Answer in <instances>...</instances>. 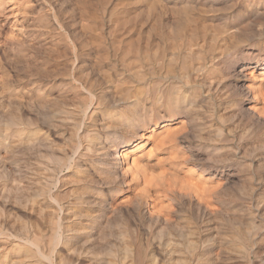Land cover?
<instances>
[{
    "label": "rangeland",
    "instance_id": "374dc122",
    "mask_svg": "<svg viewBox=\"0 0 264 264\" xmlns=\"http://www.w3.org/2000/svg\"><path fill=\"white\" fill-rule=\"evenodd\" d=\"M187 17L192 20H183ZM263 63L264 0H0V262L5 257L7 264H59L60 259L64 264H73L67 261L68 249L63 243V236L70 237L75 231L63 219L70 208L76 214L116 220L110 212L96 214L99 202L112 203L114 197L92 170L97 160L94 150L119 134L130 137L135 130L144 133L145 129L137 127L149 128L153 120L177 119L179 103L169 99L176 93L194 98L193 105L198 107L194 112L205 122L199 118L204 139L188 140L179 148L192 158L185 170L211 183V189L219 192L206 205L209 213L212 217L234 210L241 213V208L252 205L256 224L264 233V164L256 162L253 152L254 143L264 134V110L259 107L264 106V96L256 88L263 77ZM8 115L18 121L7 123ZM241 125L246 131L252 128L256 132L251 129L248 134ZM233 126L238 130L234 131ZM213 128H221V133H215ZM29 136L38 141L48 139L50 148L39 147V151L52 152L58 165L36 162L27 150ZM87 145L90 152L85 149ZM220 155L226 158L225 163H213ZM237 163L239 169L232 171L231 164ZM209 165L210 169L202 170ZM50 177L51 197L37 199L44 209L47 206L45 211L41 207L42 218L31 205L23 206L11 198L9 188L19 185L31 194L35 184ZM241 183L253 188L249 200L237 192ZM223 190L231 195L220 196ZM260 193L263 196L259 197ZM123 211L122 218L132 220ZM188 217L186 221L191 224L193 219ZM173 218L175 225L178 221ZM74 221L84 223L85 218ZM207 221L200 228L204 251L211 249L224 232L219 224ZM88 232L92 236L79 238V244H102L98 231ZM108 241L119 244L116 236H109ZM263 244L264 236L258 242L261 247ZM217 250L220 251L210 250V258L204 257L210 262L203 263L213 260V264H246L233 258L221 260Z\"/></svg>",
    "mask_w": 264,
    "mask_h": 264
},
{
    "label": "bare ground",
    "instance_id": "6f19581e",
    "mask_svg": "<svg viewBox=\"0 0 264 264\" xmlns=\"http://www.w3.org/2000/svg\"><path fill=\"white\" fill-rule=\"evenodd\" d=\"M184 7H183V9H185ZM187 15L188 14H186V16ZM180 19H182V18H180ZM186 19H188V17L185 19L183 18V20H186ZM190 19H191V17L188 20H190ZM178 22L179 21H177V23ZM184 24H183V26L186 25V24L185 25ZM179 27H180V25H179ZM175 29H176V27H175ZM174 31L175 30L172 29V32H174ZM181 31L178 30V32H181ZM172 32H171V34H172ZM182 32H184V31H182ZM180 35H182V34L180 33ZM138 44H140V43H138ZM124 48H126V47H124ZM127 52H129V51H127ZM263 66H264V63H263ZM262 75H263V77L260 79L259 83L257 82L258 85H256V88L258 89L257 93H259L261 97L264 96V93H263L264 91L261 92L262 91L261 89L264 88V67H263V74ZM170 94H172V93H170ZM161 97H162V95H161ZM255 97H256V95H255ZM169 99H172L176 102L178 101V103H179L180 109L178 110L179 114H177V116H178L177 119H174V120L169 119L168 120L167 119L168 117H167V118H161L159 120H153V122H151L152 123L151 127H149V128H144L145 126L137 127V130H144L145 129L144 133L138 134L137 133L138 131L135 132L136 131L135 130L134 133L130 137H123L122 135L119 134L113 140H110L108 142L106 141L103 146L94 150L95 156L97 155L96 156L97 160H96V165L92 168V170L100 177V179L102 178L101 181L104 180V182L108 185V188H109L108 190L111 193H113V197H114V199L112 200V203H109L106 200H103L101 203L99 202V204L101 206L98 209V211H96L97 212L96 214H98V215L102 214L103 215V214H106V212H110L111 215L114 214V216H116V220L109 222V220H107V219L103 220L100 217H98L97 215L91 216L89 214L87 215V214H82V213L76 214L75 211L69 207L70 208L69 214H67L65 217H63V219H66V221H68L70 225H73V227H74L73 229H75V231L72 230L74 235H72L70 237H67L65 235L63 236V241H64L63 243L68 249L67 250L68 251L67 261H70L73 264H204L203 263L204 261H205V263L207 261L210 262L209 259H204V257L210 258V256H209V255H211L210 250H213L214 248L215 249L218 248L220 250L219 251L220 252L219 257L222 258L221 260H226V259L228 260V259L233 258V261L235 259L238 262H242V263L245 262L246 264H264V244L262 247L260 245H258V242L262 240L264 233H261V231H259V228H258L256 221H255V216H254L255 213L253 214V212L251 211L252 205L251 206L247 205L245 210H244V207L241 208L240 209L241 213L238 210H237L238 212H235V210H234L235 213L234 212L228 213V211H227L223 215L222 213L226 209H224L223 212L221 213L222 216H220V214H219L218 217H212V215L209 213L208 207L206 205H209L210 199L214 198L213 196H215L219 192L217 191V189L216 190L211 189L212 188V185H210L211 183L210 184H208V182L204 183V181L202 182L200 176H195V175L191 174V172H192V171H190L191 169L190 170L188 169L190 172H187L185 170L184 166L189 162L190 157L185 156L183 154L182 150H180L181 148H179L180 147L179 145H181V144H188L189 143L188 140H191L193 142V140H196V139H201V141L204 139V137H202V130H201L202 128L200 127L201 125L199 126V123H198L199 118H201V116L198 118L197 113L194 112V109L196 110V109H198V107H196V108L194 107V105H193L194 104V98H192L191 96L187 97V96H183L179 93H176L173 96H170ZM256 100H258V99H256ZM263 100L264 99L262 97V101ZM175 104H177V103H175ZM259 107H260V110H262V109L264 110L263 105L262 106L259 105ZM240 109H242V108L240 107ZM251 109L253 110L254 108H251ZM241 111H240V114H241ZM255 111L257 112L256 109H255ZM235 114L237 115L238 113H235ZM128 117H129V115H128ZM131 117L132 116H130L129 119ZM243 117H245L244 114H243ZM255 117H256V115H255ZM6 118H7L6 119L7 123H9V121L12 122L14 119H16V121H18L17 117L15 118L13 116L8 115ZM212 118H213V115H212ZM241 118H242V116H241ZM201 119L203 121V118H201ZM233 119H231V120H233ZM249 119H250V117H249ZM249 119H247V120H249ZM255 119H258V118H255ZM141 120H144V119H141ZM206 120H208L207 117H206ZM226 120L227 119H225V121ZM239 120L235 119V121H239ZM262 120H263V117H262ZM131 121L133 122V117H132ZM173 121H174V123H173ZM249 121H247V122H249ZM240 122H242V121H240ZM252 122L254 123V121H252ZM137 123H139V122H137ZM209 123H207V124H209ZM211 123L208 125L209 127L211 126ZM250 123H251V121H250ZM240 124H242V123H240ZM254 125H257V124H254ZM137 126H139V125H137ZM228 126H227V129H228ZM238 126H240V125H238ZM216 127H214V128H216ZM241 127L243 129L242 125H241ZM254 127H256V126H254ZM257 127H260V125L259 126L257 125ZM199 128H201V129H199ZM205 128H206V126H205ZM214 128H213V131H215V133H218V134L221 133L220 132L222 130L221 128H218L216 130H214ZM232 129L234 131L238 130V129L236 130V127H234V126ZM242 129L240 131H242ZM246 129H247V127H246ZM224 130H226V128ZM250 130L247 129V131L246 130H244V131L248 132V134H249ZM260 131H262V130H260ZM251 132H253V129ZM254 132H256V131H254ZM263 132H264V130H263ZM250 134H252V133H250ZM257 134H258V132H257ZM207 135L208 134H206V136ZM254 137H255V135H254ZM256 138H257V136H256ZM258 140H259V136H258ZM37 141H38L37 137H34V136L28 137V139H27V147H28L27 150H28L29 154H31V156L35 157L36 162L41 161L43 163H48V162L56 163L55 162L56 158L53 156L52 152L49 151L46 153H42L39 151V147H45L47 149L50 148V142L48 141V139L43 138V139L38 141V144H37ZM206 141L207 140H205V142ZM208 141H210V142L212 141V143H213V140L208 139ZM225 141H227V139ZM225 141H224V143H225ZM255 141H256V139H255ZM132 143H136V144L131 148ZM195 144H197V142ZM41 145H43V146H41ZM225 147H227V146H225ZM217 148H218V146H217ZM85 149L87 152L91 151V147L89 145H87ZM230 149H232V148H230ZM245 150H246V148L244 149V151ZM253 152L255 153V157L258 160L256 162H258V163L261 162L264 164V134L262 137H260V140L258 142L254 143ZM249 153H250V151H249ZM82 156H85V155H82ZM223 157H224L223 155L222 156L220 155L219 157H216L213 159L209 156V158L213 159V161H214L213 163H215V164L225 163L224 161L226 158H223ZM190 159H192V158H190ZM211 159H210V162L212 161ZM229 159H227V160L229 161ZM233 159H230V160L232 161ZM197 160H198V158H197ZM239 166L240 165H238V163L236 165L231 164V167L233 168L232 171H236V169H239ZM262 166H264V165H262ZM241 167L245 168L246 166L243 165ZM259 167H260V164H259L258 168ZM210 168L211 167L209 165L207 167H204L202 170H207ZM224 168H228V167H224ZM244 168H243V170H244ZM40 172H41V170H40ZM200 172H201V170H200ZM215 173L216 172H214L211 176L215 175ZM236 173H238V172H236ZM249 174H251V172H249ZM256 175H257V172H256ZM251 177H252V175H251ZM260 177L261 176H259V178ZM247 178H248V176L246 177V179ZM249 178H250V175H249ZM257 179H258V177H257ZM89 180L91 181L90 178H89ZM210 180H209V182H210ZM238 180H239V177H238ZM39 181L41 182L43 180L39 179ZM44 181H45L44 183L35 184L33 189H31V192H32L31 194L26 193V191L23 190L21 188V186H19V185L9 188V193L11 195V198H13V200L15 202L20 203L23 206L31 205L32 209H34L36 211L37 215H39V217L41 216V218H42L44 207L40 203L41 202L40 200H39L40 202L38 204L37 199L42 198L45 201L47 196L51 197L50 196L51 195L50 189H51V185L53 184V179H52V177H50ZM259 181H261V180H259ZM37 182H38V180H37ZM95 182H96V184H99V183H97V181H94V183ZM244 182H246V181H244ZM250 182H252V181H250ZM220 183H219V185H220ZM234 183L236 184V181ZM260 183L262 184V181ZM226 184L228 185V182ZM244 184L245 183H243V184L241 183V185L239 187L236 185V187H238L237 192H239V194H241V196H244L247 200H249V197H250L249 195L250 194L252 195L251 190L253 188L251 189L249 184L248 185H244ZM107 185H106V187H107ZM258 185H259V183H258ZM233 186H235V185H233ZM251 186H252V184H251ZM255 187L256 186H254V189H255ZM219 189H220V187H219ZM224 190H223L224 194H220V196L221 195L226 196V194H230V193H225ZM86 191H84V192H86ZM234 191H236V190H234ZM230 192L232 193L231 190H230ZM255 192H256V190H255ZM236 193H235V195H236ZM262 193H260L258 196L259 197L263 196L264 193L263 194ZM235 195H234V198L236 197ZM226 198H227V196H226ZM258 198H255V199L258 200ZM50 199H52V198H50ZM76 199L79 201L82 200L80 196L79 197L77 196ZM255 199H254V201H255ZM261 199H263V198L261 197ZM213 200H215V199H213ZM233 200H235V199H233ZM232 203H230V204H232ZM244 203H245V201H244ZM47 205L49 207V204H47ZM80 205H81V203H80ZM256 205H257V203H256ZM41 207H43V209ZM46 208H47V206H46ZM45 209H44V211H45ZM123 210H125V213L132 220H128L127 218H122V215L124 212ZM257 210H258V208H257ZM53 211H55V210H53ZM261 213H263V212L261 211ZM50 216L53 217V213ZM50 216H48V219ZM188 216L192 217V219L194 221V222L192 221L193 225H191L192 223L190 224L187 222V221H189ZM70 217H73V220L75 218L77 220H80V218L84 217L85 222L84 223L81 221H77V222L74 221L73 222V220H71ZM173 217H176V219H177L176 221H178L177 224H175V225H174V222L172 224V219H174ZM46 218H47V216H46ZM37 219L39 220L40 218H37ZM186 219H187V221H186ZM51 220H52V218H51ZM205 220L210 221V223L213 221L214 223H217V225L219 224L220 226H222L223 228H220V229H222V232L224 231L223 232L224 235L222 233V235L218 237L216 243L211 246V249L209 247L208 249H205V251H204L202 249V236H201L202 233L200 232V228L202 227L203 221H205ZM48 221H50V220H47L46 222H48ZM48 223L51 224L52 222H48ZM53 226L57 227V225H54V223H53ZM66 226H68V225H66ZM78 226H80L82 228L79 227L76 229L75 227H78ZM66 228H68V227H66ZM216 228L219 229V226H217ZM22 229H21V232H22ZM90 229H92V230L95 229L96 231H98V234L97 233L96 234L98 235L100 240L102 239V244L97 243L96 245H93L91 247L86 245V242L84 243L85 245H82V243L79 244L81 242V241L79 242V238L80 239H81V237L87 238L89 235H91L88 232V231H90ZM113 230H114V232H113ZM201 231H202V229H201ZM52 232H54V231L52 230ZM112 232H113V234H112ZM135 234H137V235H135ZM61 235H63V234H61ZM109 236H116L119 244L117 246H115L114 244H111L108 241ZM33 238H34V236H33ZM213 238H215V236ZM207 239H208V237H207ZM209 239H211V238H209ZM209 239H208V241H209ZM89 241L92 242V240H89ZM219 252L217 250L216 253H219ZM26 257H29V256H27V254H26ZM61 258H62V256H61ZM212 258H214V257H212ZM5 259H6L5 257H2L1 258L2 262H0V263L7 264V263H5ZM23 260L21 261V263H23ZM25 261L27 263V260H25ZM17 262H19V261H17ZM63 262H65V261L60 259V263L59 262L58 263L64 264ZM212 262H214V261L212 260L210 264H213ZM11 264H12V262H11ZM13 264H14V262H13ZM15 264H17V263H15Z\"/></svg>",
    "mask_w": 264,
    "mask_h": 264
}]
</instances>
